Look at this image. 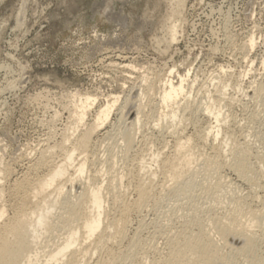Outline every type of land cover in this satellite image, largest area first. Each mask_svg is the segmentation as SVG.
<instances>
[{"label": "bare ground", "instance_id": "6f19581e", "mask_svg": "<svg viewBox=\"0 0 264 264\" xmlns=\"http://www.w3.org/2000/svg\"><path fill=\"white\" fill-rule=\"evenodd\" d=\"M113 1H105L103 7L105 17L126 26L127 16L113 8ZM119 1L124 3L125 0ZM182 1L174 0V3L176 2L174 6L182 7ZM179 12L181 13L177 11ZM170 16L168 18H171ZM143 22L145 23L144 20L139 21L136 26H141ZM180 24V20L173 19L163 25L168 39L166 45L176 40ZM247 42L245 45L253 48L254 36H250ZM260 64L264 70V55ZM131 65L130 68L132 66L136 68L135 64ZM171 68L166 71L167 73L164 72L162 77L153 72L157 77H153L152 82L143 76L141 83L139 82L138 97L126 100L124 105L118 107L119 118L129 126L119 129L118 133L115 132L116 135L107 136L114 142L116 137H119L118 141L123 139L126 144L121 142L125 146L124 149L121 151L116 147L119 153L121 151L120 154L110 147L104 154L105 157L99 160L95 154L99 151H94L99 148L93 145L96 131L108 120L118 96H108L96 110L93 121L87 123L83 120L97 98L94 95L93 97L90 94L74 92L69 95L72 99L68 101L71 108H68L70 111L67 110L71 119L73 117L75 126L69 125L71 129L68 127L63 129L57 142L53 141L54 144L39 149L37 156L29 160V165L26 163L28 165L26 175L7 181L13 172L10 174L11 166L4 163L0 155V264H240L239 259L244 252H251V260L249 259L252 261L251 264H264V254L257 253L261 244L260 237H256L259 231L264 232L262 209L264 205L258 208L256 203L254 204L259 194L256 193L259 188L256 191L255 189L262 187V184L264 188L262 182L264 168L260 167L263 168L261 171L259 167L252 166L253 162L250 163L252 160L249 158L252 156L251 151L245 144L247 141L240 142L235 138V129L230 124L231 118L227 114L224 116L222 113L224 111L221 112L220 101L226 99L224 97L227 95L225 91L228 84H221L222 87L217 90V94L207 95L205 102L203 99V103L194 104L189 99L191 95L186 94L185 90L189 70L185 69V73L177 74L174 78L172 75L174 69ZM240 85L236 84V87L242 89ZM157 89L158 99L153 103L151 95ZM242 91L245 92L243 89ZM262 92L264 84L260 82L253 92L251 91L253 97L263 95ZM62 107L65 108L64 104ZM146 107H149L148 112L145 111ZM197 113L211 118L213 122L201 127L202 118L198 124L200 126L196 120L194 124L192 123L193 132L187 134L185 132L187 124L184 126V121L192 116V120L196 119L197 116L194 115ZM148 124L152 130L159 129L161 135L163 132L164 137L166 135L171 137L172 143L168 145L169 149L166 152L162 147L160 148L164 152L156 151L155 147L156 152H150L146 159L142 148L138 147L141 150L133 153L130 149L133 148L131 145L140 128ZM114 128L118 129V126ZM151 140L145 139L144 143L147 141L153 143ZM206 145L209 152L204 149ZM144 151L146 152V149ZM257 156L256 159L259 158ZM225 165L234 171L238 183L249 185V190L244 195L240 193L238 183L232 185L230 182L232 180L221 174ZM7 191L14 196L13 199L9 198L11 200L9 205L5 200V195H9ZM166 191L168 193L172 191L174 196L177 195L184 202L179 199L181 203L176 204L178 208L171 209L162 216L166 224L164 220L156 224L157 219L153 222L155 225L150 221L154 230H151L152 234L149 232L151 238H148L152 239L149 241L143 237L144 220L142 222L139 220L141 216L139 219L136 218L139 223L136 221L132 228L133 217L138 216L149 205L157 206ZM260 198L261 202L258 203L261 207L264 198ZM155 236L162 239L160 248L153 242ZM230 238L243 239L244 245L226 250V247L228 248L226 240Z\"/></svg>", "mask_w": 264, "mask_h": 264}, {"label": "rangeland", "instance_id": "374dc122", "mask_svg": "<svg viewBox=\"0 0 264 264\" xmlns=\"http://www.w3.org/2000/svg\"><path fill=\"white\" fill-rule=\"evenodd\" d=\"M105 1L0 0V140L2 139L0 141V150L2 149L0 155L4 163L6 162L11 166L10 174L13 172L7 181L19 179L21 175L23 177V174L26 175L28 168H26V163L29 165V160H33L43 147L57 142L61 138L62 132L67 127L69 128V125L70 127L75 126L73 117L71 119L69 116L70 110L68 108L71 106H69L70 102L68 103V101L69 99L72 100L69 97L70 93L90 94L97 98L83 120L87 123L93 121L96 110L108 96H118L115 108L112 109L108 120L101 126L102 128L99 127L98 133L96 131V137L95 135L93 137V145L99 149L92 148V150L99 151L98 153L95 152L99 160L105 157L104 154L108 152L110 147L117 150V153L119 150L122 151L125 147L123 139L118 141L119 137H116V143L108 137L110 134L116 135L115 132L119 129L122 130L127 125L129 126L127 122L119 118L118 107L124 105L126 100L138 97L139 84L143 76L152 82L154 81L152 80L153 77H157L159 74L161 76L164 72L167 73L173 65L174 67L171 69H174L175 75L172 74L174 78L177 77V74H183L189 70L185 90H187L186 94L191 95L189 99L194 104L203 103V99L205 102L208 98L207 95L217 94V90L222 87L221 84H228L225 91L227 95L225 94L224 97L226 99L220 101L221 104L225 103L220 104L221 112L224 111L222 112L224 116L227 114L231 118L230 124L235 129V138L240 142L247 141L245 144L251 151V155H254L249 157L252 160L250 163L253 162L252 166L259 167L262 171L264 168V92H262V96L259 94L258 97H253L251 91L253 92L258 82L264 84V70L260 64L264 55V0H183V8H176L174 0L172 2L170 0H125L124 3L114 0L113 8L127 16L126 26L119 25L116 21L108 20L105 17L103 12ZM170 6H173L171 8L174 11ZM177 11H181V13H177ZM19 14H21L20 17H18ZM173 19L180 20L181 24L177 29L176 40L166 45L167 36L163 30V25ZM142 20L145 23L136 26V23ZM250 36L255 38L253 48L245 45L248 44L247 41ZM164 37L165 40H163ZM129 48L130 50H128ZM132 63L135 64V69ZM137 63L138 66H136ZM240 82H242L241 85ZM236 84L240 85L249 95L241 88H237ZM239 89L241 91H238ZM158 90L152 92L153 103H156V99H158ZM63 104L65 108L62 107ZM145 111L148 112L149 107H146ZM197 114L194 115V117L197 116L196 119L192 120V116L189 120L184 121L183 125L187 124L185 128L187 134L193 132L194 127L192 125L196 120L197 125L201 122V127L213 122L211 118L202 116L201 113ZM118 118L120 120L117 121ZM149 124L140 128L141 130L135 135V141L131 145L133 148L130 149V152L133 153V151L142 148L140 150L144 152L146 159L152 151H160L162 148L165 149V152L168 151L172 143L171 137L166 134L164 137V133L162 132L161 135L159 129H150ZM116 125L118 129L114 128L117 127ZM145 139H152L150 142L153 143L145 141V144ZM53 141L54 143H52ZM109 141L111 142L109 143ZM150 144L153 146L150 147ZM36 146L38 149L35 148ZM155 147L156 151H154ZM104 149L106 150L104 151ZM143 149H146V152ZM204 149L209 152L207 145ZM255 156L259 158L256 159ZM41 172L40 174H42ZM262 172L264 173V171ZM221 174L232 180H229L232 185L238 183L234 171L229 166L225 165ZM262 182L264 183V180ZM238 187L243 195L249 190L247 183L240 182ZM241 188L243 189L241 190ZM255 191L259 194L254 204L256 203L258 208H262L264 202L260 207L258 201L261 202L262 198L260 197L264 198L263 184L262 187H257ZM9 198L13 199L14 196L5 195L7 204L11 203ZM179 199L177 195L174 196L172 191L164 192L163 199L157 206L149 205L150 207H146L147 209L142 213L133 217L132 223L134 224L131 227L133 228L137 222L139 223L137 219L141 216L142 218L140 217L139 220L141 222L144 220L142 224H145L143 237L147 239L154 230L153 225L163 221L164 217L162 218V216H165L164 214L169 210L178 208L176 204L181 203V201L184 202V200L180 199L181 201H179ZM262 209L264 210V207ZM150 221L156 222L152 225ZM148 223H151L150 226ZM164 223H167L166 220ZM261 231H259L260 234L257 233L258 235H256L257 238L260 237L259 242L261 243L260 252L258 249L257 253L263 255L264 232L262 231L261 235ZM149 238L147 240L151 241L152 239ZM256 240L258 241V239ZM153 242L159 248L162 246V239L159 236H155ZM226 244L228 246L226 250L232 247L236 249L244 245V240L230 238L226 240ZM250 257L251 252L241 254L240 264H251Z\"/></svg>", "mask_w": 264, "mask_h": 264}]
</instances>
